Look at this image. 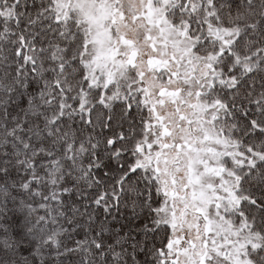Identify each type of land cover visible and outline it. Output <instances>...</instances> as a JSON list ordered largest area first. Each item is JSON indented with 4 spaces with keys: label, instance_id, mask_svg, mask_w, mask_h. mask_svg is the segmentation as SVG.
<instances>
[{
    "label": "trees",
    "instance_id": "1",
    "mask_svg": "<svg viewBox=\"0 0 264 264\" xmlns=\"http://www.w3.org/2000/svg\"><path fill=\"white\" fill-rule=\"evenodd\" d=\"M190 3L198 53L216 49L218 30L235 32L213 67L230 79L206 98L245 158L232 218L264 264V0ZM53 8L0 0V264H166L158 185L132 168L145 110L131 96L100 101L85 32Z\"/></svg>",
    "mask_w": 264,
    "mask_h": 264
},
{
    "label": "rangeland",
    "instance_id": "2",
    "mask_svg": "<svg viewBox=\"0 0 264 264\" xmlns=\"http://www.w3.org/2000/svg\"><path fill=\"white\" fill-rule=\"evenodd\" d=\"M52 1L57 18L85 32L86 81L101 90L100 101L131 96L145 110L132 168L158 185V216L169 230L165 263L256 264V238L232 218L245 158L223 130L222 107L206 98L230 79L213 67L235 32L218 30L216 49L200 54L186 0Z\"/></svg>",
    "mask_w": 264,
    "mask_h": 264
},
{
    "label": "water",
    "instance_id": "3",
    "mask_svg": "<svg viewBox=\"0 0 264 264\" xmlns=\"http://www.w3.org/2000/svg\"><path fill=\"white\" fill-rule=\"evenodd\" d=\"M149 61H150V59L147 60V63H148ZM154 64H155V65H156V64H159L158 60H154ZM162 92H163V90H160L158 94L161 95Z\"/></svg>",
    "mask_w": 264,
    "mask_h": 264
}]
</instances>
